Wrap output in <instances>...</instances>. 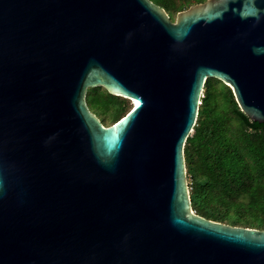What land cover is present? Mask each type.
<instances>
[{
	"label": "water",
	"instance_id": "95a60500",
	"mask_svg": "<svg viewBox=\"0 0 264 264\" xmlns=\"http://www.w3.org/2000/svg\"><path fill=\"white\" fill-rule=\"evenodd\" d=\"M208 79L264 124V0H0V264H264V230L191 209ZM97 87L136 104L104 126Z\"/></svg>",
	"mask_w": 264,
	"mask_h": 264
},
{
	"label": "trees",
	"instance_id": "16d2710c",
	"mask_svg": "<svg viewBox=\"0 0 264 264\" xmlns=\"http://www.w3.org/2000/svg\"><path fill=\"white\" fill-rule=\"evenodd\" d=\"M150 1L173 21L178 12L206 0ZM86 98L104 126L132 107L127 109L126 99L101 87L89 89ZM184 158L193 213L230 226L264 230V124L250 121L230 88L216 79L204 84Z\"/></svg>",
	"mask_w": 264,
	"mask_h": 264
},
{
	"label": "rangeland",
	"instance_id": "374dc122",
	"mask_svg": "<svg viewBox=\"0 0 264 264\" xmlns=\"http://www.w3.org/2000/svg\"><path fill=\"white\" fill-rule=\"evenodd\" d=\"M87 97V96H86ZM87 99V98H86ZM126 103H127V109L129 108V107H131V105L133 106V103H132V101H130V100H127L126 99ZM111 122V120H107V124H109Z\"/></svg>",
	"mask_w": 264,
	"mask_h": 264
},
{
	"label": "bare ground",
	"instance_id": "6f19581e",
	"mask_svg": "<svg viewBox=\"0 0 264 264\" xmlns=\"http://www.w3.org/2000/svg\"><path fill=\"white\" fill-rule=\"evenodd\" d=\"M132 102H134V101H132ZM134 104H136V102H134ZM134 104H133V105H134Z\"/></svg>",
	"mask_w": 264,
	"mask_h": 264
}]
</instances>
